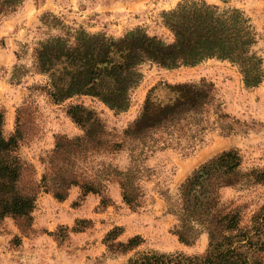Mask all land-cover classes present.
I'll return each instance as SVG.
<instances>
[{
	"label": "rangeland",
	"instance_id": "374dc122",
	"mask_svg": "<svg viewBox=\"0 0 264 264\" xmlns=\"http://www.w3.org/2000/svg\"><path fill=\"white\" fill-rule=\"evenodd\" d=\"M182 0H23L15 10L0 16V109L5 113L4 131L10 136L17 129L19 109L25 140L20 152L36 169V179L50 177L53 186L59 176L72 174L81 180L101 179L104 195H84L73 185L65 199L42 188L32 213L33 221L6 217L0 224V264H126L137 251L204 253L208 235L201 234L186 244L176 233L178 217L169 212L166 197L177 198L181 185L220 154L235 150L240 165L228 176L231 183L219 188L230 207H241L244 221L264 203V185L254 184L248 174L264 168V81L247 87L238 67L227 60L207 59L196 66L168 69L145 63L143 78L131 93L125 111L109 108L92 96H74L55 104L43 85L48 75L40 73L37 50L63 30L45 24L56 15L68 26L85 28L121 38L138 26L166 41L173 39L164 24V12ZM222 6L244 9L257 24L261 39L258 49L264 56V0H207ZM206 83L212 85L219 113L210 109L209 127L194 137L192 129L175 134L172 146L163 147L166 134L153 133L144 141L156 142L151 151L131 135V127L141 115L146 98L154 95L167 100L172 92L166 84ZM83 104L99 120L103 132L91 139L76 141L86 134L90 123L75 121L68 112L71 105ZM222 114L223 116H219ZM61 144L73 141L62 154ZM180 141V145H178ZM61 142V141H60ZM191 145L183 149L184 145ZM145 147V152L141 151ZM66 149V150H65ZM131 168L144 174L139 184L144 193L141 206L133 208L123 199L122 177ZM115 227L121 233L108 241ZM140 235L144 242L127 252L113 243Z\"/></svg>",
	"mask_w": 264,
	"mask_h": 264
},
{
	"label": "trees",
	"instance_id": "16d2710c",
	"mask_svg": "<svg viewBox=\"0 0 264 264\" xmlns=\"http://www.w3.org/2000/svg\"><path fill=\"white\" fill-rule=\"evenodd\" d=\"M22 1L0 0V16L15 10ZM49 15L53 23L44 21L45 24L61 28L63 34L41 44L37 50V65L40 73L48 75V82L42 88L55 104L88 95L113 110L125 111L131 105L132 91L143 78L140 68L145 63L173 69L217 58L237 66L247 87H257L264 81V56L258 49L261 33L253 17L240 7L207 0H182L163 15L165 26L173 34L171 41L149 34L141 26L121 38L108 37L104 33H90L83 27L68 26L56 15ZM166 85L172 95L162 100L154 95L160 86H154L141 115L131 127V135L143 140L151 151L157 143L144 140L153 133L166 134L163 147L172 146L175 134L184 133L186 129L193 128L194 137L205 132L209 127L210 109L216 113L221 110L211 84ZM20 112L21 109L17 129L7 136L5 113L0 109V224L9 216L25 224L31 223L43 187L63 200L70 187L76 185L84 195L91 192L102 195V203L106 205L108 197L99 178L81 180L71 173L64 174L52 187L48 175L41 181L36 179L35 167L20 152L25 140ZM68 112L75 121L84 125L90 123L85 136L76 141H88L94 132H103L101 123L85 105H71ZM62 140L65 137L59 138L57 154L63 153L60 147L73 142L61 144ZM192 145H184L183 149ZM144 152L145 147L141 154ZM239 165V153L226 151L184 182L176 199L166 197L168 211L178 217L176 233L182 242L191 244L201 234L208 235L204 253L137 251L126 264H264V203L244 221L241 207H230L219 193L223 183H231L228 176ZM143 176L140 169L131 168V175L127 172L122 177L123 199L133 208L141 206L144 193L139 182ZM249 176L252 183L264 185V168L251 171ZM119 233L121 228L115 227L107 240H115ZM143 242L140 235H135L127 243L113 244L115 249L127 252Z\"/></svg>",
	"mask_w": 264,
	"mask_h": 264
}]
</instances>
